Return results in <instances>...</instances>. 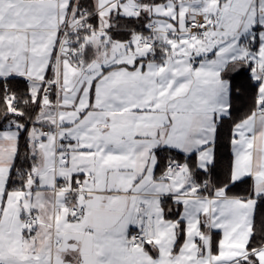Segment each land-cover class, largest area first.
Returning a JSON list of instances; mask_svg holds the SVG:
<instances>
[{"label": "snow or ice", "instance_id": "snow-or-ice-1", "mask_svg": "<svg viewBox=\"0 0 264 264\" xmlns=\"http://www.w3.org/2000/svg\"><path fill=\"white\" fill-rule=\"evenodd\" d=\"M0 264H264V0H0Z\"/></svg>", "mask_w": 264, "mask_h": 264}]
</instances>
